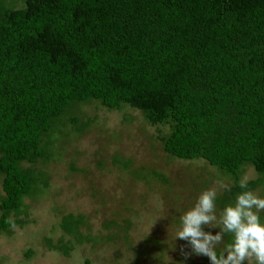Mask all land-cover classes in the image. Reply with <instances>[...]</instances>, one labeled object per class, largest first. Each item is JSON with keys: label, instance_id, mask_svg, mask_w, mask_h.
I'll list each match as a JSON object with an SVG mask.
<instances>
[{"label": "trees", "instance_id": "16d2710c", "mask_svg": "<svg viewBox=\"0 0 264 264\" xmlns=\"http://www.w3.org/2000/svg\"><path fill=\"white\" fill-rule=\"evenodd\" d=\"M22 2L0 3V233L21 223L24 197L46 186L34 165L51 159L58 126L88 124L65 116L89 101L168 125L163 151L231 176V197L244 191L245 163L264 179V0ZM82 222L65 213L58 226L79 243Z\"/></svg>", "mask_w": 264, "mask_h": 264}, {"label": "rangeland", "instance_id": "374dc122", "mask_svg": "<svg viewBox=\"0 0 264 264\" xmlns=\"http://www.w3.org/2000/svg\"><path fill=\"white\" fill-rule=\"evenodd\" d=\"M70 116L77 117V125L88 124L82 130L69 123L58 126L62 134H53L58 141L51 159L34 165L46 174L47 184L24 197L25 210L17 215L21 223L0 233V264H209L208 257L192 253L187 241L175 238L179 217L208 188L217 190V214L234 204L239 193H227L233 178L202 159L180 160L165 153L159 136L168 125H151L134 108L107 109L89 101L72 106L65 117ZM115 157L128 166L114 163ZM249 165L242 167L238 182L245 175L258 181L252 191L264 198V179ZM65 213L83 216L79 243L59 229ZM259 215L264 222V211ZM203 230L220 231L207 225ZM223 239L231 242V234ZM47 240L71 249L64 254L47 246Z\"/></svg>", "mask_w": 264, "mask_h": 264}, {"label": "clouds", "instance_id": "9594fccd", "mask_svg": "<svg viewBox=\"0 0 264 264\" xmlns=\"http://www.w3.org/2000/svg\"><path fill=\"white\" fill-rule=\"evenodd\" d=\"M248 181L247 175L242 176L239 187L244 191L219 214L215 204L217 190L201 191L194 204L180 215L175 238L187 241L192 253L208 257L211 264H264V222L259 215L264 211V198L249 189ZM204 225L220 231L213 235L203 230ZM225 234H231V242H224ZM181 251L184 252L183 246ZM184 255L187 258L189 254Z\"/></svg>", "mask_w": 264, "mask_h": 264}]
</instances>
